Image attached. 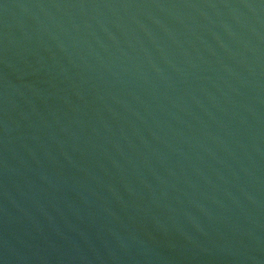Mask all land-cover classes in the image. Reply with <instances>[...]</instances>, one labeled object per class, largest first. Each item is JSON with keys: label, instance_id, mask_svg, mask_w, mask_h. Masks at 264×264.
<instances>
[{"label": "water", "instance_id": "water-1", "mask_svg": "<svg viewBox=\"0 0 264 264\" xmlns=\"http://www.w3.org/2000/svg\"><path fill=\"white\" fill-rule=\"evenodd\" d=\"M0 264H264V0H0Z\"/></svg>", "mask_w": 264, "mask_h": 264}]
</instances>
